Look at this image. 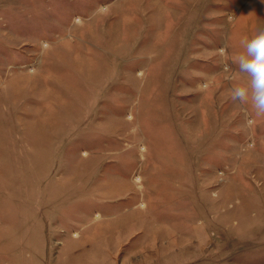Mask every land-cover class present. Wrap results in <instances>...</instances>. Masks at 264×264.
Wrapping results in <instances>:
<instances>
[{
	"label": "rangeland",
	"instance_id": "1",
	"mask_svg": "<svg viewBox=\"0 0 264 264\" xmlns=\"http://www.w3.org/2000/svg\"><path fill=\"white\" fill-rule=\"evenodd\" d=\"M258 26L264 0H0V264H264V116L221 68Z\"/></svg>",
	"mask_w": 264,
	"mask_h": 264
},
{
	"label": "clouds",
	"instance_id": "2",
	"mask_svg": "<svg viewBox=\"0 0 264 264\" xmlns=\"http://www.w3.org/2000/svg\"><path fill=\"white\" fill-rule=\"evenodd\" d=\"M241 46L243 51L231 63L221 66L228 80L234 71L243 78V83L230 88V100L245 113L250 107L257 117L264 116V26H258L250 37H244ZM219 51L226 54L223 47ZM248 123H252L251 119Z\"/></svg>",
	"mask_w": 264,
	"mask_h": 264
},
{
	"label": "bare ground",
	"instance_id": "3",
	"mask_svg": "<svg viewBox=\"0 0 264 264\" xmlns=\"http://www.w3.org/2000/svg\"><path fill=\"white\" fill-rule=\"evenodd\" d=\"M143 148V146H141V149ZM136 179L139 180L138 175L136 176ZM143 204V202L141 201V205Z\"/></svg>",
	"mask_w": 264,
	"mask_h": 264
}]
</instances>
